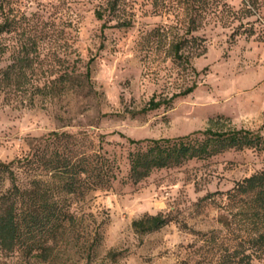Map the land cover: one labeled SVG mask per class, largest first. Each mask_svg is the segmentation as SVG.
I'll list each match as a JSON object with an SVG mask.
<instances>
[{"label": "rangeland", "instance_id": "374dc122", "mask_svg": "<svg viewBox=\"0 0 264 264\" xmlns=\"http://www.w3.org/2000/svg\"><path fill=\"white\" fill-rule=\"evenodd\" d=\"M97 1H15L21 12L36 11L47 20L46 29L55 37L42 43L43 53L61 61L53 57L38 68L41 86L58 74L49 73L48 64L70 70L79 58V73L92 58L93 91L64 81L38 91L30 87L22 99L0 93V160L25 155L51 130L85 131L115 159L117 178L109 190L74 204L78 223L47 253H0V264H221L213 238L225 233L216 221L223 203L217 192L263 168L264 152L230 149L154 169L135 182L128 177L127 157L137 145L128 138L175 137L207 127L262 128L264 134V27L258 23L256 34L236 35L238 20L229 26L205 21L194 32L205 38V51L190 58L200 72L195 75L171 60L167 27L175 23L172 14L156 13L151 0H129L132 25L109 27L102 35L93 14ZM226 1L234 10L242 6L241 0ZM193 82L197 87L187 95L139 111L152 96L167 100ZM157 212L168 215L169 223L146 233L132 227L133 219ZM96 231L101 238L91 248Z\"/></svg>", "mask_w": 264, "mask_h": 264}, {"label": "trees", "instance_id": "16d2710c", "mask_svg": "<svg viewBox=\"0 0 264 264\" xmlns=\"http://www.w3.org/2000/svg\"><path fill=\"white\" fill-rule=\"evenodd\" d=\"M15 1L0 0V93L6 99H22L30 87L38 91L64 81L88 87L86 92L93 91L92 58L85 71L79 73L76 62L79 58H75L70 70H57L48 64L49 73L58 71V74L45 78L41 86L38 68L44 62H52L53 57L61 61L59 55L43 53L42 43L55 37L46 29L47 20L36 11L29 15L21 12L14 6ZM151 4L156 13L174 16L175 23L167 27L171 35V60L188 67L195 75L200 72L190 58L205 51V38L194 32L205 21L212 19L229 26L238 20L233 32L236 35L256 34L258 23L264 27V0H241L239 10H234L226 0H151ZM93 14L101 21L102 35L106 28L130 27L133 22L129 0H98ZM261 35L264 39V28ZM11 38L15 39L12 45ZM196 87L193 82L167 100L152 96L139 111L146 113L168 104ZM128 141L137 145L127 157L128 177L135 182L154 169L178 166L192 158H207L230 149L254 148L264 152L262 128L207 127L175 137L128 138ZM117 169L115 159L103 150L101 141L96 147L85 131L51 130L37 138L25 155L0 160V253L21 251L35 256L47 253L78 223L80 217L74 204L109 190L117 178ZM217 193L223 203L219 205L216 221L225 232L219 239L213 237L219 262L264 264V167ZM169 221L163 212L144 213L131 224L136 231L146 233ZM90 238L92 248L99 243L101 234L96 231Z\"/></svg>", "mask_w": 264, "mask_h": 264}]
</instances>
